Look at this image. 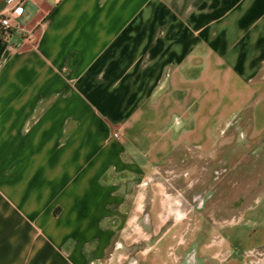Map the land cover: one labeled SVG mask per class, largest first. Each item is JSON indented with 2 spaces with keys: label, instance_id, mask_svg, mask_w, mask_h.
<instances>
[{
  "label": "crops",
  "instance_id": "crops-1",
  "mask_svg": "<svg viewBox=\"0 0 264 264\" xmlns=\"http://www.w3.org/2000/svg\"><path fill=\"white\" fill-rule=\"evenodd\" d=\"M19 1L0 36V264H125L143 219L157 233L177 212L158 177L243 161L245 126L264 162V0ZM255 178L229 192L210 263L264 264Z\"/></svg>",
  "mask_w": 264,
  "mask_h": 264
},
{
  "label": "flooded vegetation",
  "instance_id": "flooded-vegetation-1",
  "mask_svg": "<svg viewBox=\"0 0 264 264\" xmlns=\"http://www.w3.org/2000/svg\"><path fill=\"white\" fill-rule=\"evenodd\" d=\"M246 130L245 126L240 131L236 149H245L246 145L241 139ZM256 152L257 149L251 154ZM256 164L257 162L253 160L249 163L240 161L233 166L229 158L223 156L217 162L203 166L201 173L187 175L173 173L158 177L157 181L165 191L179 200L177 212L171 215L163 228L155 231L157 233H154L152 227L143 219V231L146 236L140 237L137 241H132L136 235L135 230L120 228V225L122 226L120 218L115 216L112 219L115 235L118 237L130 235L129 240L132 241L123 249L127 255L125 264H156L159 257L168 259L163 252L168 241L175 245L174 249H169L177 258L175 264H212L208 258V251L211 248L209 246L211 227L221 215L222 208H225V196L243 179H247L243 172L246 174L252 172ZM177 217L178 221H175ZM180 230L183 232L182 236L179 234ZM117 244L118 242L115 246ZM137 252L139 260L134 256Z\"/></svg>",
  "mask_w": 264,
  "mask_h": 264
},
{
  "label": "rangeland",
  "instance_id": "rangeland-1",
  "mask_svg": "<svg viewBox=\"0 0 264 264\" xmlns=\"http://www.w3.org/2000/svg\"><path fill=\"white\" fill-rule=\"evenodd\" d=\"M259 128V126L257 125V127H256V130ZM247 133H248V128H247V130H246V132H243V138L241 139V141H242V143L244 144L245 143V149H241L242 151H243V155H245L244 157H245V159L243 160V162H251L252 160L253 161H256L258 164H256V167H255V169L254 170H252V172H250V173H248V174H246V172H243V176H245V177H247V179H243L242 180V188H244L245 187V185H250L251 184V182L249 181V179L250 178H253V179H256L255 177H257V179H258V186L260 185V184H262L263 182H264V162H261L260 161V159H261V157H262V154H260V153H258V152H256V153H253V154H251L252 153V151L253 150H255V149H252V151H251V144L253 143V142H256V140H254V141H248V140H245V136L247 135ZM254 134H256L255 133V131H254V133L252 134V135H254ZM234 141L235 140H233L232 142H231V144L232 143H234ZM236 145V144H235ZM235 145L233 144L231 147V149H230V151L231 152H235L236 150H238V149H236L237 147H235ZM237 146V145H236ZM229 158V157H228ZM250 159V160H249ZM230 161H231V164H233V166L234 165H236V158H232L231 157V159H229ZM201 171H202V169H199V173H201ZM240 173H237V175H239ZM242 176V177H243ZM255 181V180H254ZM253 181V182H254ZM235 189L236 188H233L230 192H231V196H232V193H234V191H235ZM260 194V195H263L264 194V191H256V192H254V196H255V194ZM263 193V194H262ZM228 194V193H227ZM233 197V196H232ZM251 198V197H250ZM225 199L226 200H229V196L228 195H226L225 196ZM231 200H233V198L231 199ZM222 215V214H221ZM223 232L224 231H222V230H219L217 227H211V230H210V232H209V237H211V236H222L223 237Z\"/></svg>",
  "mask_w": 264,
  "mask_h": 264
},
{
  "label": "built area",
  "instance_id": "built-area-1",
  "mask_svg": "<svg viewBox=\"0 0 264 264\" xmlns=\"http://www.w3.org/2000/svg\"><path fill=\"white\" fill-rule=\"evenodd\" d=\"M22 2L19 0H7V11L0 14V35H5L11 32L14 26H18L15 22L22 16ZM20 29V27H19ZM26 39L29 42L33 41L31 33L26 35Z\"/></svg>",
  "mask_w": 264,
  "mask_h": 264
},
{
  "label": "trees",
  "instance_id": "trees-1",
  "mask_svg": "<svg viewBox=\"0 0 264 264\" xmlns=\"http://www.w3.org/2000/svg\"><path fill=\"white\" fill-rule=\"evenodd\" d=\"M1 36V35H0Z\"/></svg>",
  "mask_w": 264,
  "mask_h": 264
}]
</instances>
